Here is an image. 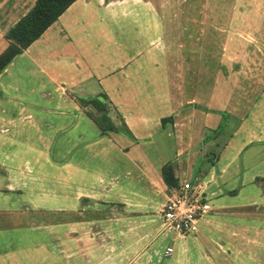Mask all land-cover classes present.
Listing matches in <instances>:
<instances>
[{"label":"crops","instance_id":"1","mask_svg":"<svg viewBox=\"0 0 264 264\" xmlns=\"http://www.w3.org/2000/svg\"><path fill=\"white\" fill-rule=\"evenodd\" d=\"M33 2L0 0V51L4 32ZM173 5L171 0H73L2 68L0 212L5 210L12 223L0 219V234L5 233L0 264H264V153L245 154L249 145H264V136L254 138L244 117L252 103L264 102V85L258 88L264 75L254 83L252 65L247 77L240 74L242 67L235 69L240 110L227 108L226 100L212 110V95H223L227 86L220 82L218 91L211 88L217 57L203 48L209 61L197 65L208 79L185 80L184 70H194V64L180 62L188 52L180 51L178 30L171 29V19L166 23L162 10ZM256 67L264 72V65ZM226 68L220 64L223 76ZM95 75L104 81L99 92L106 95L116 130L102 132L75 100L99 93L74 88ZM202 86L210 87L208 97L199 96ZM196 109L205 119L210 111L238 114L249 132L227 153L215 157L204 149L205 179L193 168ZM167 161L177 182L217 184L194 233L177 234L161 224L159 210L170 188L160 168ZM22 178L41 184L35 202L15 203ZM48 178H57L52 190H44ZM35 227L48 232L49 240L26 246L25 253L16 245L18 237ZM168 233L171 242L161 245Z\"/></svg>","mask_w":264,"mask_h":264},{"label":"rangeland","instance_id":"2","mask_svg":"<svg viewBox=\"0 0 264 264\" xmlns=\"http://www.w3.org/2000/svg\"><path fill=\"white\" fill-rule=\"evenodd\" d=\"M205 1H208L209 5H204ZM171 2L174 3L173 6H163L162 10L166 23H169L171 19L173 22L171 29L178 30L179 38H177V41H179L180 51L188 52L186 56H184L185 54L180 56V62L184 59V62L187 60L189 64H194V70L186 71L185 69L183 77L185 80L189 78L194 81L208 79L207 76H204L203 71H201L198 65L202 64L206 59L209 61L208 57L204 60L202 54L203 48L206 51L211 50V58L217 57L215 68L210 69V72H213L211 79L209 78L212 80L211 88L214 86V91H218L220 82H223V84L225 82L227 86L225 88L223 85L226 91L223 95H212V99L208 104L212 110H216V108L218 110L217 105H225L223 100H226L228 102L227 108L233 111L237 109L238 112L240 106L236 104L235 108V100L238 97H235L236 93L234 88V82L238 72H235V69L242 67L244 71L240 72V74L243 77H247L250 75V70H248L249 65H252L256 69L252 79L254 83H261L258 80L264 75L263 70H259L256 67L264 65V0H171ZM216 53L218 54L215 55ZM166 59L170 62L169 64L173 62L171 58ZM220 64H224L227 67L225 69L227 76H223L224 74L221 73ZM246 69L247 71H245ZM157 79H160L159 75ZM103 82H98L95 75L89 77L88 81L77 84L74 88L81 92H99L103 88ZM236 84L240 85L242 82L238 81ZM263 85L264 83L259 85V92L263 88ZM204 86L200 87L199 91V96L204 95L202 98L205 96L208 97L210 88ZM49 87L52 88V86ZM243 90H247L243 92V95L248 98L251 90H249V87ZM67 91L69 92L68 89ZM262 94H264V91ZM252 104L253 107H250L248 113L244 116L248 125L240 119L238 114L226 113L225 111L220 113L218 111H210L208 112L209 117L205 119L203 111L196 109V115L199 117H196L194 121V137L196 142L192 146V151H194L195 155H192V157L194 156L193 168L196 167L199 170V172H196L198 178L205 179L207 177V174L202 170L203 167L209 166V162L205 161L202 155L204 149L208 152L211 149L216 153L220 151L227 153L230 147L235 148L246 138L249 132L245 125L248 126V129L252 128L254 130V138L264 136V102ZM109 110L111 112L110 115H113V109L109 108ZM206 122L207 124H205ZM219 124H222L220 128L218 127ZM251 152L264 153V145L260 143L249 145L246 147L245 154ZM244 166H246L245 163ZM247 175L248 171L246 167L244 178ZM186 177L190 178V173ZM22 180H24V183L21 182L23 192L15 197V203L18 202L19 205L24 200H27L28 203L35 202L34 199L37 200L39 198L37 192L42 191L41 184L38 181L35 184H31L28 178H22ZM55 180L57 178H48L49 182L45 185L44 190H52L53 187H56L57 183L54 182ZM208 183L209 181H205L206 190L209 191L212 188L216 190L217 184L215 182L210 186H207ZM34 188H36L35 195ZM45 194L48 195V192H45ZM211 199L212 196H209L208 201L210 202ZM31 209H38V207H32ZM0 214V219L5 224L12 223L10 216L7 215L5 210H2ZM56 216L57 214H52L53 219ZM4 234L1 233L0 235ZM169 234H167V239L161 241V245L171 242L169 240ZM49 237L50 234L48 232H43L41 228L35 227L22 232L18 237L16 245L22 244V248L26 253V246L35 244V242L47 243L46 240H49ZM13 241H16V238H13ZM30 255L34 256V251ZM198 255L202 256V251H199Z\"/></svg>","mask_w":264,"mask_h":264},{"label":"trees","instance_id":"3","mask_svg":"<svg viewBox=\"0 0 264 264\" xmlns=\"http://www.w3.org/2000/svg\"><path fill=\"white\" fill-rule=\"evenodd\" d=\"M73 0H34L33 4L4 32L6 45L0 51V71L17 53L25 49L31 41L68 6ZM106 95L99 92L89 96H76L75 100L84 112L97 124L102 132L116 130V125L108 115V106L104 101ZM222 124H219L220 128ZM210 151H212L210 149ZM216 157L218 153L213 152ZM211 159V157H209ZM212 160V159H211ZM160 173L163 182L171 188L178 184L173 174L172 163L167 161ZM234 193V190L231 192Z\"/></svg>","mask_w":264,"mask_h":264},{"label":"built area","instance_id":"4","mask_svg":"<svg viewBox=\"0 0 264 264\" xmlns=\"http://www.w3.org/2000/svg\"><path fill=\"white\" fill-rule=\"evenodd\" d=\"M209 191L205 182H195L192 179H183L176 186L169 189L159 210L161 224L177 234L187 235L194 233L198 227V220L207 214L210 209ZM172 250L170 245L165 246L164 253Z\"/></svg>","mask_w":264,"mask_h":264}]
</instances>
